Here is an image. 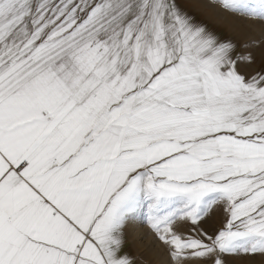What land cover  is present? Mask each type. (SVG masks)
Masks as SVG:
<instances>
[{
	"label": "snow or ice",
	"instance_id": "snow-or-ice-1",
	"mask_svg": "<svg viewBox=\"0 0 264 264\" xmlns=\"http://www.w3.org/2000/svg\"><path fill=\"white\" fill-rule=\"evenodd\" d=\"M253 63L178 0H0V264H137L138 220L171 264H264Z\"/></svg>",
	"mask_w": 264,
	"mask_h": 264
},
{
	"label": "rangeland",
	"instance_id": "rangeland-1",
	"mask_svg": "<svg viewBox=\"0 0 264 264\" xmlns=\"http://www.w3.org/2000/svg\"><path fill=\"white\" fill-rule=\"evenodd\" d=\"M178 3L209 30L234 42L238 52H251L255 63L250 65V72L264 64V21L227 11L221 7L220 0H178ZM155 245L159 252L165 249L162 243L156 242ZM161 255L156 254V264L163 260Z\"/></svg>",
	"mask_w": 264,
	"mask_h": 264
},
{
	"label": "crops",
	"instance_id": "crops-1",
	"mask_svg": "<svg viewBox=\"0 0 264 264\" xmlns=\"http://www.w3.org/2000/svg\"><path fill=\"white\" fill-rule=\"evenodd\" d=\"M220 208H215L210 214L206 226L210 229L223 226L224 214ZM158 241L155 232L150 225L144 220H138L130 223L126 229V251L129 252L137 261V264H156V254L163 256L159 264H171L166 247L159 252L156 249Z\"/></svg>",
	"mask_w": 264,
	"mask_h": 264
}]
</instances>
